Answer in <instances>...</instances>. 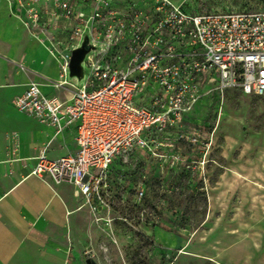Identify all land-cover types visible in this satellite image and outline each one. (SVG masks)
Masks as SVG:
<instances>
[{"label": "built area", "instance_id": "1", "mask_svg": "<svg viewBox=\"0 0 264 264\" xmlns=\"http://www.w3.org/2000/svg\"><path fill=\"white\" fill-rule=\"evenodd\" d=\"M16 1L24 29L57 62L58 80L47 81L69 97L45 95L33 81L12 105L56 134L74 126L78 148L53 160L46 144L29 174L73 186L92 211L120 152L162 155L197 140L185 130L203 96L264 97V11L190 14L168 0ZM84 45L86 74L70 79L71 54ZM9 138L16 151L17 134Z\"/></svg>", "mask_w": 264, "mask_h": 264}, {"label": "rangeland", "instance_id": "2", "mask_svg": "<svg viewBox=\"0 0 264 264\" xmlns=\"http://www.w3.org/2000/svg\"><path fill=\"white\" fill-rule=\"evenodd\" d=\"M168 1L190 14L264 11V0ZM27 35L23 45L32 37ZM30 52L43 74L57 81L56 60L37 44ZM17 91L0 90L3 119L18 116L12 107ZM190 116L185 132L198 133L196 141L181 140L163 148L162 155L137 148L120 152L98 209L79 198L83 216L73 214L62 230L51 229L50 239L34 242L24 259L34 264H264V97L235 90L203 96ZM36 127L20 115L21 145L38 137ZM52 151L60 156L68 150L53 146Z\"/></svg>", "mask_w": 264, "mask_h": 264}, {"label": "crops", "instance_id": "3", "mask_svg": "<svg viewBox=\"0 0 264 264\" xmlns=\"http://www.w3.org/2000/svg\"><path fill=\"white\" fill-rule=\"evenodd\" d=\"M17 9L16 0H0V90L18 89L15 98L25 91L29 82L35 81L45 95L62 100L68 98V91L43 84V80L50 78L43 74L42 66L30 48L35 44L45 47L32 37H28L23 45L24 36L28 33L16 16ZM27 73L31 74V78L26 76ZM16 113L18 116L13 120L3 119L0 113V264H34L31 259H24L33 251L34 242H47L51 229L62 230L73 214L83 216L84 209L77 206L79 198L84 199L75 195L73 186L53 185L48 176H32L29 171L35 165L38 152L46 144L48 159L75 154L78 150L76 130L71 126L56 134L52 126ZM20 115L39 126L33 131L38 137L32 135L26 145L20 143ZM12 133L18 136L16 151L11 149L9 136ZM53 146L59 149L65 147L68 151L54 156ZM74 208L75 211H72Z\"/></svg>", "mask_w": 264, "mask_h": 264}, {"label": "water", "instance_id": "4", "mask_svg": "<svg viewBox=\"0 0 264 264\" xmlns=\"http://www.w3.org/2000/svg\"><path fill=\"white\" fill-rule=\"evenodd\" d=\"M86 41V40H85ZM87 47L84 45L82 48L74 50L71 54L69 63V78L76 79L77 81L82 79V68L80 63L82 62L84 55L87 52Z\"/></svg>", "mask_w": 264, "mask_h": 264}]
</instances>
